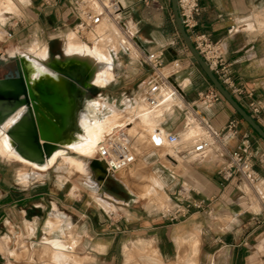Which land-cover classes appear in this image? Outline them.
Listing matches in <instances>:
<instances>
[{
  "label": "crops",
  "instance_id": "1",
  "mask_svg": "<svg viewBox=\"0 0 264 264\" xmlns=\"http://www.w3.org/2000/svg\"><path fill=\"white\" fill-rule=\"evenodd\" d=\"M26 1L28 2V0ZM258 2L264 6V0H199L202 11L198 17V31L206 34L210 40L218 41L221 44L232 79L244 91L242 96L232 95V97L248 114H250L247 107L249 101H253L264 109V31L256 32L247 28L249 24L256 25L255 16ZM122 4L126 8L131 33L137 32L134 38L136 43L134 41L129 42L133 44L138 53L135 51L132 56L124 50L127 46H124L122 52L127 54L130 60H134L141 52L163 50L165 68L162 69L161 73L164 76H168V65L172 61H178L180 68L173 81L185 86V102L194 104L196 106L194 109L200 117L215 131L222 130L230 120H236L239 134L228 143V147L230 150L235 149L241 141V136L246 134L255 154L254 171L264 179V166L258 162L259 158L264 159V142L237 117V114L223 99L210 107H200L199 94L208 92L212 86L178 35L172 17L170 0H122ZM28 7H30L29 10ZM21 8H23L21 18L13 24H8L11 18L9 17L3 27L2 38L10 40L12 45L28 42V31L43 35L50 30L63 29L66 32L70 28L71 31L77 32L76 21L64 0H30ZM104 26L98 29L99 32L97 31V33L100 36L98 38L94 39L92 34H87L93 37L90 41L96 43L100 40V31L105 29ZM97 28L90 33H94ZM110 28L112 32L116 30L112 26ZM67 34L64 38L65 44H62L60 50L62 55L67 42ZM113 37L115 38V36ZM118 37L122 38L120 35ZM115 41L113 44L110 43L107 48L113 67L110 81L106 86L116 83L117 80L123 81L124 86L131 84L141 86L151 74V70L147 66L144 68L139 64H135V68H132L130 65L133 64L128 62L127 65L120 64L122 72L117 74L114 71V66L119 51L116 38ZM127 43L128 41L125 45ZM46 45L48 54L54 57L50 54L51 39L47 41ZM125 93L122 92V94ZM126 101L130 106L136 105L138 108L144 106L137 97L134 98L133 102ZM178 104L182 107L184 102L180 100ZM195 113L191 112L186 116L184 112L175 111L173 114H164L163 116L162 111H159L154 113V120L147 121L146 125L161 132L165 138V131L180 132L186 124L182 137L190 139L202 131ZM192 118L194 123L191 124L189 122ZM183 120L184 123L181 127ZM148 143L155 149L160 147L154 145V137L149 136ZM165 145L166 143L162 146ZM171 153V160L173 161L169 164L172 167L164 168V170L173 178L175 186L174 190L169 192V197L164 189L157 191L166 197L162 203L163 206L169 200H174L179 188L186 187L191 190L190 195L194 200L214 199L212 209L215 214H218V217H215L212 222L203 213L196 212L177 223H171L155 214L142 215L136 218L135 221L140 223L143 235L150 237L155 245L154 248L150 245L152 249L148 256L154 260H156L155 258L166 261L178 259L182 264H260L264 262V210L254 193L238 185L236 178L229 182L223 180L218 173L219 164L212 157L201 163L187 162L186 165L179 167V163H184V161L176 157L172 151ZM150 176L156 178L155 175ZM29 187L31 188L29 189ZM37 187L28 186V201L48 196L47 193L43 192L44 190L39 193ZM132 190L126 189L127 192ZM140 192L145 193L146 191L141 190ZM241 192L245 194L242 195ZM128 204L129 202L121 200L120 203L115 202L114 207L117 209V205L127 206ZM52 205L58 209L59 203L58 201L51 202V208ZM33 207L36 208V206ZM259 213L260 216L256 217ZM67 218L70 220L69 217ZM71 224L74 227L80 222H71ZM129 226L128 221L126 225L122 224L124 232H130ZM73 237L76 239L75 235ZM112 244L111 241L107 245L104 256L109 254ZM186 245H189L190 252L188 246V249L184 250ZM101 248L100 245L96 246L98 250ZM124 252L126 254L125 263L127 264L130 259L127 246L124 247ZM74 257L77 258L76 255ZM50 258H48V264H50ZM78 260H81L80 256Z\"/></svg>",
  "mask_w": 264,
  "mask_h": 264
},
{
  "label": "rangeland",
  "instance_id": "2",
  "mask_svg": "<svg viewBox=\"0 0 264 264\" xmlns=\"http://www.w3.org/2000/svg\"><path fill=\"white\" fill-rule=\"evenodd\" d=\"M18 1L0 0L2 20L0 57L18 58L17 54L33 51L39 54L44 48L48 51L46 43L51 39L50 54L58 55L62 59L60 50L62 44H65V34L68 33L66 36H73L75 40H83L86 43L88 39L93 38L88 36L87 32L75 33L70 28L66 32L63 29L50 30L43 35L28 31V42L12 45L10 40L2 38L3 27L9 17L11 18L8 24H13L21 18L23 14L21 7L30 2L28 0L18 6ZM257 16L264 18V6L261 2H258L255 19ZM132 41L136 43L135 40ZM87 44L94 47L93 42ZM128 62L133 64L130 65L132 68L138 64L137 58L130 60L127 54L119 51L115 59L114 71L117 74L121 73L120 64L127 65ZM7 69V67H0V78ZM139 87L133 84L124 86L121 80L109 86L91 87L85 94V98L94 99L92 102H100L96 109L99 112L98 118L103 123L90 125L80 120L89 136V141L86 140L82 148L75 152L76 154L57 156L56 162H53L47 170L27 166L0 152V264H48L51 246H53L51 241L56 238L63 243L67 253L70 251L69 254L76 255L78 259L80 256L82 264H126L125 246L130 253L127 264H182L178 259L166 261L155 258L154 260L148 256L155 245L150 237L143 235L140 223L135 221L142 215L162 216L172 211L173 201L169 200L163 206L162 203L166 197L157 192L164 189L169 197V192L173 191L175 186L173 178L164 170V168H171L169 163L173 161L171 160L172 150L166 147V140L165 146L161 145L155 149L148 143L147 134L145 137H139L138 134L136 135L137 129L134 128L135 131L130 132L132 128L130 125L127 129L137 154L136 161L130 168L113 176L107 175L94 157L95 149L107 133L127 119L134 120L139 110L145 109L144 106L140 108L136 105L130 106L126 101L133 102L138 95ZM122 92L126 93L122 94ZM111 108H114V111H111ZM127 108L129 111L126 110ZM119 115L124 116V121L120 122ZM183 123L184 120L181 127ZM187 162L193 163L191 160L180 162L179 167L186 165ZM149 175H155L156 178ZM28 186H38L39 193L44 190L43 192L48 196L28 201V190L31 188L28 189ZM125 188L133 190L127 192ZM141 190L146 192H140ZM120 199L129 204L117 205L116 209L114 203H120ZM55 201L59 203L58 209L55 205H52V208L50 206V203ZM54 209L57 213H53ZM58 217L65 220L61 227L55 225ZM215 217H218V214H213L209 219L213 222ZM127 221L130 232H124L122 228V224L126 225ZM71 222H80V224L73 227ZM45 234L49 240L44 238ZM4 237H7V242L3 245ZM111 241L113 242L111 251L104 256L107 245ZM97 245L102 248L96 249ZM187 246L190 252L189 245L184 246V250L188 249ZM262 263L264 264V262L260 264Z\"/></svg>",
  "mask_w": 264,
  "mask_h": 264
},
{
  "label": "built area",
  "instance_id": "3",
  "mask_svg": "<svg viewBox=\"0 0 264 264\" xmlns=\"http://www.w3.org/2000/svg\"><path fill=\"white\" fill-rule=\"evenodd\" d=\"M64 1L76 21L77 32L94 31L104 23L114 24L125 38L134 40L137 32L131 33L128 28L129 19L122 0ZM177 8L186 34L210 71L231 95L242 96L244 91L232 79L221 44L218 41L210 40L206 34L198 31V17L202 11L199 0H177ZM163 56V50H157L142 53L137 57V63L140 66H147L151 70V74L139 87L136 97L148 113L154 114L162 111L164 116V114L169 115L178 111L186 113L187 116L191 112H196V118L202 128V131L190 139L182 137L185 126L180 132L165 131V140L173 154L181 161L191 160L197 163H201L209 157L214 158L215 162L219 164L218 173L223 180L229 182L236 178L238 185L254 193L264 210V179L254 171L255 154L248 136L243 134L239 145L230 150L228 143L239 134L238 122L230 120L222 130H213L194 109L196 106L185 102V86L173 81L180 68L179 62L172 61L168 65L167 69L170 72L168 76L161 73L165 68ZM221 99V96L213 88L198 96L200 107L203 108L210 107ZM180 100L184 102L182 107L178 104ZM247 107L251 117L264 128V109L253 101H249ZM133 121V119H129L107 133L97 149L96 160L103 164V170L107 175L124 171L136 161V150L133 148V140L127 129ZM258 162L264 166V159L259 158ZM190 193L191 190L186 187L179 188L173 200L172 211L165 215L162 214L161 217L171 223L187 219L196 212L211 218L215 214L212 209L214 199L194 200ZM241 194L245 193L241 192ZM258 216L260 213L256 217Z\"/></svg>",
  "mask_w": 264,
  "mask_h": 264
},
{
  "label": "bare ground",
  "instance_id": "4",
  "mask_svg": "<svg viewBox=\"0 0 264 264\" xmlns=\"http://www.w3.org/2000/svg\"><path fill=\"white\" fill-rule=\"evenodd\" d=\"M23 2H26V0H22V2L21 0H19L17 5L18 6L21 5L23 4ZM9 8L12 7L9 6ZM263 19L257 16L255 19L256 25L249 24L247 28L251 31L261 32L262 30H264ZM1 22L2 20L0 16V24ZM102 26L105 27V29L100 31L102 37L100 38L99 41L96 40L98 42L96 43L93 42L94 47H91L90 45L88 46L87 43L92 42V40L90 42V39H88L86 43L83 40H78V39L75 40L73 36L68 35L66 47L64 48V55L67 60H77L79 62H82L87 67L88 70L87 82L91 86H106L109 83L112 74L111 69L113 66L111 64V59L108 54L109 52L107 48L108 46H110V43L113 44L114 42H116L115 38L118 40L117 41L118 51H123L124 46H127L124 48V50L131 55L136 51V48L133 46V44L130 43L132 40L125 38L123 35L121 36V33L114 24L104 23L100 25L94 33H90V32L87 33L92 34L94 36V39L98 38L100 36L98 35L97 31ZM111 26L112 28L114 27L116 30L112 32L111 31L112 29L111 28L109 29V27ZM128 28L131 32L129 25ZM118 35H120V37L122 38H119ZM113 36H115V38ZM127 41L128 43L127 45H125ZM17 57H18L17 59L19 60L21 59L25 60V66L28 71L27 82L29 84L33 86L39 84L38 87L41 88V91L46 92L48 95L52 96L53 98H55V96L59 98V100L57 98L55 99L58 100L56 102L57 105L59 106L60 115L63 118V123H62L63 125L60 124V122H56L55 120H51V121L47 120L44 114L41 113L38 114V119L40 123L43 125V129L48 135H50L51 138L54 139V142L59 146V149L56 150L50 156V158L47 159L45 163L42 165L29 162L28 160L21 157L15 151L13 145L11 144L9 138L6 135L7 129L19 118L22 112L19 111L12 117L8 118L5 121V123L0 127V152L2 154L8 155V157L14 161L15 160L21 161L27 166L36 167L42 170H47L53 164V162H56L57 156H61L64 154L65 155L74 154L76 151L82 148V145L86 143V140L89 141V136L85 132L84 127L81 125L80 120H82L83 122H87V124L90 125L93 124L98 125L103 123L102 121L99 120L98 118L99 112L96 109L100 104V102L98 101L92 102V100L94 99L92 100L86 99L85 91H82L80 89L77 90L73 89L72 87H70L69 84L66 83V81L63 78L51 73L50 69L48 68V64L50 63V61H49V54L46 48H44L43 52L39 54H35V52L33 51L31 53H23L21 55L17 54ZM126 110L129 111V108H127ZM111 111H114V108L113 109L111 108ZM124 113L125 112H123V114ZM119 118H120L119 119L120 122L124 121V116L119 115ZM154 118L155 115L152 113H148L146 109L139 111L134 118L130 132H134L135 131L134 128H135L138 130L136 131V135L138 134L139 137H145L146 134L149 136L151 135V137H154L155 139L154 145L157 147L164 144L165 142L164 135L161 132L157 131L155 128L145 127L146 122L147 121L151 122L152 120H154ZM193 121L194 120L192 118L190 119L189 123L192 124L194 123ZM184 126L186 127V124ZM132 134L135 135L134 133ZM98 147L94 151V157H96ZM25 177H27V175H25ZM54 212L57 213L56 209H54L53 213ZM63 223H65V220H62L61 218L58 217L55 225H60L61 227V224ZM44 238L46 240H49L48 237H46V234ZM6 242H7V237H4L3 245L6 244ZM51 242L53 243V246H51L52 248H51V256H50L51 257L50 264H82L81 260H78L76 257L71 256L69 254L70 251H68L67 253L65 247L63 246V243H61L59 239L56 238L54 239V241Z\"/></svg>",
  "mask_w": 264,
  "mask_h": 264
},
{
  "label": "water",
  "instance_id": "5",
  "mask_svg": "<svg viewBox=\"0 0 264 264\" xmlns=\"http://www.w3.org/2000/svg\"><path fill=\"white\" fill-rule=\"evenodd\" d=\"M170 6L178 35L194 62L207 78L212 88L264 142V129L222 86L195 50L181 23L177 0H170ZM49 61L48 68L50 72L63 78L73 89H80L87 93L91 87H94L87 82L88 70L82 62L67 60L64 54L62 59L59 56L51 57L49 55ZM10 62L14 63L15 71L13 73L9 72L8 75L0 79V127L8 118L22 111L17 121L7 129L6 135L15 151L21 157L29 162L42 165L59 149V146L43 129V125L38 119V114H44L47 120H55L62 124L63 118L56 102L59 98L55 96L57 100L46 92L41 91V88L38 87L39 84L33 86L27 82L28 71L25 66V60L8 56L0 57V65ZM101 166L103 168V164Z\"/></svg>",
  "mask_w": 264,
  "mask_h": 264
},
{
  "label": "flooded vegetation",
  "instance_id": "6",
  "mask_svg": "<svg viewBox=\"0 0 264 264\" xmlns=\"http://www.w3.org/2000/svg\"><path fill=\"white\" fill-rule=\"evenodd\" d=\"M0 67H7L8 68L0 79H2L5 75H8L9 72L13 73L15 71V67H14V63L13 62H10L8 64H2V65H0Z\"/></svg>",
  "mask_w": 264,
  "mask_h": 264
},
{
  "label": "trees",
  "instance_id": "7",
  "mask_svg": "<svg viewBox=\"0 0 264 264\" xmlns=\"http://www.w3.org/2000/svg\"><path fill=\"white\" fill-rule=\"evenodd\" d=\"M211 85V84H210ZM237 117L241 120V118L237 115ZM255 134V133H254ZM256 135V134H255ZM257 136V135H256ZM259 138V137H258Z\"/></svg>",
  "mask_w": 264,
  "mask_h": 264
}]
</instances>
